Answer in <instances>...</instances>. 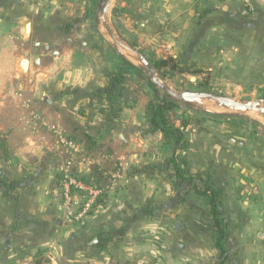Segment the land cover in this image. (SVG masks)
Segmentation results:
<instances>
[{"label":"rangeland","instance_id":"obj_1","mask_svg":"<svg viewBox=\"0 0 264 264\" xmlns=\"http://www.w3.org/2000/svg\"><path fill=\"white\" fill-rule=\"evenodd\" d=\"M102 1H0V113L18 115L37 112L36 106L31 104L43 97L52 99L50 92L57 91L65 80L70 82L68 78L73 77L70 72L74 67L81 66L80 76H89L91 73L94 74L92 77L100 75V83H105V87L115 86L121 66L118 50L125 51L111 39L101 21ZM190 1V15L194 16L198 12L203 15L201 19L204 24L201 29L197 28V20L187 27L167 22L164 16L167 15L168 0H152L151 6L146 5L144 0H113L107 19L123 41L144 53L152 63L172 56L165 53L160 40L166 37L172 40L181 35L183 38L199 36V40L187 43L172 41L173 53L177 55L174 59L178 64L170 62L162 68L155 67L158 74L174 89L209 92L242 102L264 98V4L259 5L257 0H250L253 8L249 9L245 0ZM214 5L220 7L222 12L208 13ZM225 10L234 14V17L222 14ZM27 23L31 24L29 29L26 27ZM37 42L41 45L36 46ZM47 43L50 44L48 51L44 49ZM59 50L61 56L55 55L54 51ZM70 50L73 51L71 57ZM37 57H42L39 68L34 63ZM24 60L30 61L29 68L22 65ZM148 80L150 79L144 72L142 75L135 71L124 72L119 83L124 94L129 95L128 100L124 104L120 101L116 106L110 108L108 105L104 109L108 113L116 110L118 114L131 116L135 121L134 126L141 130L144 128V139L155 140L154 145L160 146L163 140L158 136L159 131L154 130L149 122L152 106L158 99ZM175 100L178 108L169 113V120L171 125L184 130L185 144L179 149L188 162V174L210 177L217 185L214 181L216 177L219 182L231 187L227 193L225 185L220 187V195L224 192L232 194L239 197L241 204L243 200L250 201L253 207L248 213L264 219V115L255 110L233 111L211 99H204L202 102ZM17 104H28L31 108L26 106L23 111L16 109ZM59 110L63 112L64 118L54 126L67 137L70 135L67 132L69 129L77 131L85 127L91 130L95 125L91 121L84 123V127L80 126L73 117L75 110L70 104H64ZM250 111L252 114L256 113L252 115ZM205 112L224 116L215 119ZM136 113L139 114L137 120ZM185 122L186 127L183 129ZM52 127L53 134H57ZM72 139L81 147V152L74 156L72 174L77 181H85L87 174H83L78 163H83L88 156L84 162L92 163L90 169L94 172L93 165L106 159L108 153L104 149L82 153L83 143L77 138ZM59 148L66 152V156H61L64 160L59 179L60 204L64 212L62 168L72 155L66 147L59 145ZM163 148L170 168L168 159L174 146L164 140ZM115 163L116 158H112L105 164L110 172L103 174L100 183L104 194L91 212L95 211L100 201L106 199L111 186L123 177L124 167L119 161L118 164ZM193 165H198L196 171H192ZM213 165H216V169H213ZM114 174L119 176L114 177ZM91 181L96 180L93 178ZM198 183L201 184L199 180ZM73 193L77 196L74 208L78 211L84 200L80 191ZM202 204L209 206L207 201ZM88 215L79 218L80 220L65 217L68 221L79 224ZM229 215L223 217L221 214L224 226L230 224ZM204 217L206 223L210 221L209 215ZM208 224L211 225L212 222ZM139 237L144 239L140 243L149 244L146 250L148 254H151V250L158 249L159 234L152 231L133 236L137 239ZM145 249L144 244L140 250L143 256H146ZM151 255L154 257L155 253L152 252Z\"/></svg>","mask_w":264,"mask_h":264},{"label":"crops","instance_id":"obj_2","mask_svg":"<svg viewBox=\"0 0 264 264\" xmlns=\"http://www.w3.org/2000/svg\"><path fill=\"white\" fill-rule=\"evenodd\" d=\"M144 1L151 6L152 0ZM168 1L164 16L167 22L187 27L197 20V28L201 29L203 15H190V0ZM256 2L264 4V0ZM211 12L222 11L214 5L208 13ZM229 12L222 14L234 17ZM30 26L27 23L28 29ZM183 37L160 40L165 53L177 57L172 41L199 40V36ZM44 49L50 50V44H45ZM54 54L61 56L60 50ZM72 54L70 50V57ZM41 62L42 57H37L35 66L39 68ZM29 63L28 60L27 68ZM80 69L81 66L74 67L70 82L65 80L57 91L50 92L52 99L43 97L32 103L37 112L0 113V264H34L36 259H41L42 264H264V219L248 213L253 207L251 202L243 200L241 204L239 197L226 194L231 187L211 173L219 187L225 185L220 211L223 217L230 214L231 219L219 245L210 208L202 204L206 200L191 184L174 178L171 168H165L168 163L163 152V134L158 135L163 140L160 146L154 145L155 140L144 139V128L134 126L131 116L117 114L108 118L104 107L109 104L99 97L106 84L100 83V75L80 76ZM128 98L124 94L122 103ZM64 104L73 107V117L80 126L95 122L91 130L84 127L67 131L69 137L73 135L84 144L81 143L82 153L97 149L108 153L93 169L101 175L110 172L105 164L112 158L125 169L106 199L79 224L66 219L60 204V169L66 152L59 148L51 126L62 122L63 112L59 109ZM26 106L31 108L17 104L16 109L24 111ZM77 108L80 109L76 111ZM138 117L136 113V120ZM184 154L189 156L187 151ZM84 161L78 163L79 169L87 174L86 180H93L92 163ZM197 166L193 165L192 171ZM205 215L210 218L207 223ZM179 221L183 223L180 231L175 228ZM152 231L160 235L158 249L151 250L154 257L146 252L149 244L140 243L143 238H133ZM144 244L146 256L140 251Z\"/></svg>","mask_w":264,"mask_h":264},{"label":"trees","instance_id":"obj_3","mask_svg":"<svg viewBox=\"0 0 264 264\" xmlns=\"http://www.w3.org/2000/svg\"><path fill=\"white\" fill-rule=\"evenodd\" d=\"M152 62V61H151ZM170 62H175L174 57H168L167 59H160L158 61L153 62L152 64L156 68H162L166 65H169ZM178 64L177 62H175ZM174 64V63H173ZM176 66V65H175ZM126 71H135L138 74L142 75L143 72L132 65L128 60H126L123 56H121V66L118 70L119 80L115 82V86L105 87L99 94V97L104 99L109 105L110 108L116 106L122 101L124 98V89L120 88V83L122 81V75ZM149 86L155 92L158 102L152 106L151 114L149 115V122L153 126L154 130L159 131L163 134L165 143L172 144L174 146V150L172 155L168 159L171 164L170 168L174 171V178L180 179L183 182L190 183L195 192L203 197L210 208L211 217L214 221V226L216 227V232L218 235V243L219 245L226 237V230L223 224V220L221 218V202H220V192L221 188L213 183L210 177L203 178L201 175L197 174H188L187 165L188 162L184 155H182V146L185 144V133L180 127H174L170 124L169 113L178 108V102L172 98L170 95L163 93L157 86H155L151 80H148ZM104 110V109H103ZM110 110V109H109ZM108 111V110H107ZM211 118L218 119L223 117V114H217L212 112H205ZM118 111L114 110L108 113V118L111 116H117ZM183 129L186 127V122L182 126ZM168 167V164L165 168ZM169 168V167H168ZM90 178H95V182L98 186H102L100 183L102 181V176L96 170L92 174H90ZM88 178V179H90ZM198 180L201 184L198 183ZM91 181V180H86ZM94 182V183H95ZM95 183V184H96ZM97 240H99L97 238ZM99 243L98 241L95 243ZM34 264H42L41 259H36Z\"/></svg>","mask_w":264,"mask_h":264},{"label":"water","instance_id":"obj_4","mask_svg":"<svg viewBox=\"0 0 264 264\" xmlns=\"http://www.w3.org/2000/svg\"><path fill=\"white\" fill-rule=\"evenodd\" d=\"M113 0H103L101 7V21L111 39L125 52L118 50L121 56L128 60L132 65L143 71L151 80V82L157 86L162 92L170 95L174 99L182 101H195L202 102L204 99H211L218 105L229 108L233 111H246L255 110L259 111L261 115H264V98H259L253 101H239L229 96L216 95L209 92L184 90L178 91L171 87V85L165 81L156 71L155 66L147 58V56L136 48L132 47L125 41H123L113 30L110 22L107 19V13L109 12ZM26 68L28 67V60H24L22 63ZM175 228L179 231L183 228L181 221L177 222ZM97 240V238H96Z\"/></svg>","mask_w":264,"mask_h":264},{"label":"built area","instance_id":"obj_5","mask_svg":"<svg viewBox=\"0 0 264 264\" xmlns=\"http://www.w3.org/2000/svg\"><path fill=\"white\" fill-rule=\"evenodd\" d=\"M33 2H40L43 0H31ZM247 7L249 9L253 8L250 0H245ZM54 132L57 133L59 145L66 147L70 153L71 157L66 161L63 166V200H64V212L67 218L80 220L79 218L88 215L93 207L97 204L99 198L104 194V188L96 185L93 181H82L76 180L72 174L73 159L74 156L81 152L80 144L77 143L70 137H67L62 131L56 129L55 126L52 127ZM119 176V174H114V177ZM74 191H80L81 197L83 198V203L80 206V210L74 208V201L77 196L73 193Z\"/></svg>","mask_w":264,"mask_h":264},{"label":"bare ground","instance_id":"obj_6","mask_svg":"<svg viewBox=\"0 0 264 264\" xmlns=\"http://www.w3.org/2000/svg\"><path fill=\"white\" fill-rule=\"evenodd\" d=\"M211 107H212V106H211ZM211 109H212V108H211ZM212 110H213V109H212ZM212 110H211V111H212ZM214 110H215V108H214ZM218 110H219V108H218ZM253 112H254V111H253ZM250 113L252 114V111H250ZM250 113H249V114H250ZM254 113H256V112H254ZM254 113H253V114H254ZM253 114H252V115H253ZM254 116H255V115H254ZM254 116H253V117H254ZM258 119H259V117H258ZM262 120H263V119H262Z\"/></svg>","mask_w":264,"mask_h":264}]
</instances>
